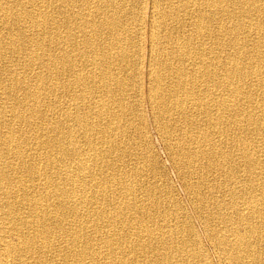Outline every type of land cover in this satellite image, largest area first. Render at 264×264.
Wrapping results in <instances>:
<instances>
[{
    "label": "bare ground",
    "instance_id": "obj_1",
    "mask_svg": "<svg viewBox=\"0 0 264 264\" xmlns=\"http://www.w3.org/2000/svg\"><path fill=\"white\" fill-rule=\"evenodd\" d=\"M142 1L0 0V264H264V0H151L149 72Z\"/></svg>",
    "mask_w": 264,
    "mask_h": 264
},
{
    "label": "rangeland",
    "instance_id": "obj_2",
    "mask_svg": "<svg viewBox=\"0 0 264 264\" xmlns=\"http://www.w3.org/2000/svg\"><path fill=\"white\" fill-rule=\"evenodd\" d=\"M142 3H143V6L145 8L144 12L142 13V20H143L144 25H145V31H144L143 40H142L144 48H142V51H141L142 54L144 55V62H142V66H143L142 68L145 72H149L150 68H151V64H150L151 59L149 58L150 53H151V49L149 47L150 46V42H149L150 38L149 37H150V32H151L150 16H151V11H152V6L150 7V5H153V2L151 0H143ZM148 68H149V70H148ZM144 108L147 112V110H148L147 104H144ZM150 139H151L150 144L152 145L151 148H152V153H153L154 159L156 161L157 167H159V170L162 172V175H163V176H160L159 178L166 180L169 190H171V192L177 198H179V200L183 203V205L187 209L188 213L190 215H192V209L189 205L185 190H184L180 180H178L179 178L177 176L176 171L174 170V168L172 166V163H171V160L168 156L167 150L165 149V146L163 145L162 140L160 139L159 135L153 129H151ZM194 224H195V227L197 228V230L202 235L204 243L206 244V240L204 239V235L202 233V229L200 227L199 222L195 221ZM207 248H208L209 253L212 256L213 264H218L217 260L215 258L214 251L208 245H207Z\"/></svg>",
    "mask_w": 264,
    "mask_h": 264
}]
</instances>
